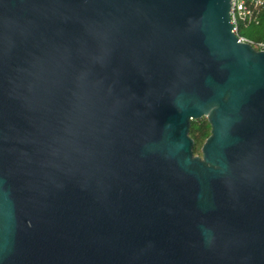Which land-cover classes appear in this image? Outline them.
Segmentation results:
<instances>
[{
  "label": "water",
  "instance_id": "1",
  "mask_svg": "<svg viewBox=\"0 0 264 264\" xmlns=\"http://www.w3.org/2000/svg\"><path fill=\"white\" fill-rule=\"evenodd\" d=\"M229 9L0 0V264H264V50Z\"/></svg>",
  "mask_w": 264,
  "mask_h": 264
},
{
  "label": "trees",
  "instance_id": "2",
  "mask_svg": "<svg viewBox=\"0 0 264 264\" xmlns=\"http://www.w3.org/2000/svg\"><path fill=\"white\" fill-rule=\"evenodd\" d=\"M235 33L252 42H264V6L250 20L238 21ZM189 136L193 140L192 151L200 155V148L210 134V125L205 117L193 119L189 125Z\"/></svg>",
  "mask_w": 264,
  "mask_h": 264
},
{
  "label": "built area",
  "instance_id": "3",
  "mask_svg": "<svg viewBox=\"0 0 264 264\" xmlns=\"http://www.w3.org/2000/svg\"><path fill=\"white\" fill-rule=\"evenodd\" d=\"M262 6H264V0H230L229 15L234 32L238 21L252 19ZM238 38L250 43L257 50H264V42H252L239 36Z\"/></svg>",
  "mask_w": 264,
  "mask_h": 264
}]
</instances>
